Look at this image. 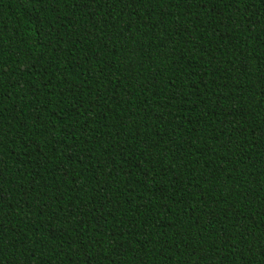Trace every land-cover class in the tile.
Masks as SVG:
<instances>
[{
	"label": "trees",
	"instance_id": "1",
	"mask_svg": "<svg viewBox=\"0 0 264 264\" xmlns=\"http://www.w3.org/2000/svg\"><path fill=\"white\" fill-rule=\"evenodd\" d=\"M0 264H264V0H0Z\"/></svg>",
	"mask_w": 264,
	"mask_h": 264
}]
</instances>
